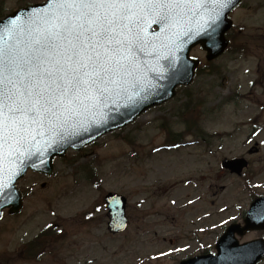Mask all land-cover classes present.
Returning a JSON list of instances; mask_svg holds the SVG:
<instances>
[{
  "label": "rangeland",
  "instance_id": "rangeland-1",
  "mask_svg": "<svg viewBox=\"0 0 264 264\" xmlns=\"http://www.w3.org/2000/svg\"><path fill=\"white\" fill-rule=\"evenodd\" d=\"M42 1L0 0V16ZM233 16L237 28L244 29L237 42L246 46L245 54L231 50L212 66L200 48L194 49L200 72L174 100L106 135L88 149L89 157L57 161L44 188L46 179L34 174L19 184L24 208L19 216L8 215L3 221L0 264H37L17 258L18 251L51 223L62 235L46 242L39 264H178L199 245L212 248L223 232L221 228L200 238L192 236L199 228L235 215L242 222L240 214L249 206L251 194H264V0H245ZM197 129L213 136L208 141L212 155L202 156L207 142ZM177 135L179 139L172 141ZM184 139L196 145L152 153ZM253 148L258 153L248 155ZM235 157L250 160L247 177L254 178L250 185L220 170L218 161ZM91 168L98 172L100 190L90 182ZM189 179L193 185L186 188ZM109 192L120 193L129 202V229L117 236L107 230L103 200ZM207 214L211 219L204 218ZM257 237L251 234L240 241ZM180 247L190 249L170 256L169 250Z\"/></svg>",
  "mask_w": 264,
  "mask_h": 264
},
{
  "label": "snow or ice",
  "instance_id": "snow-or-ice-1",
  "mask_svg": "<svg viewBox=\"0 0 264 264\" xmlns=\"http://www.w3.org/2000/svg\"><path fill=\"white\" fill-rule=\"evenodd\" d=\"M235 2L46 0L25 14L24 25L0 26V207L10 202L12 180L37 167L34 158L91 137L113 111L149 99L154 80L166 78L144 59H159L152 25L170 42L159 46L173 68L172 48L182 51L201 32H214ZM5 158L16 165L7 183Z\"/></svg>",
  "mask_w": 264,
  "mask_h": 264
},
{
  "label": "water",
  "instance_id": "water-1",
  "mask_svg": "<svg viewBox=\"0 0 264 264\" xmlns=\"http://www.w3.org/2000/svg\"><path fill=\"white\" fill-rule=\"evenodd\" d=\"M237 1L235 2V4ZM234 4V5H235ZM226 10L219 26L216 28L214 32H207L202 33L199 36V39L197 40H190L183 48L182 51H176L174 48H172V52L175 54L178 59L176 60L175 66L173 68H169L168 64L169 62L165 59H163L164 56L168 55V50L161 48L160 42L169 44L170 42L168 40L164 39V34L161 33V30L159 28V35L158 36H152L151 39L157 42V48L155 49V52L158 54L159 59L154 58L153 56H145L144 59L147 60L150 64L155 65L158 73H163V75L166 77L164 79L160 80H154L155 83L158 84V88L154 90L152 95L149 97V99L138 106L135 107H120L118 110L113 111L111 115L113 114H122L120 120L118 122H115L113 124H105L102 129L98 132L93 131L91 137H87L89 141H92L99 137L100 135L115 130L119 127H123L130 123L132 120H134L137 116L142 114L145 110L148 108L159 105L164 103L165 101L171 99L174 96V89L178 85H189L194 77L195 68L197 65V62L189 58V53L193 47H195L198 44H201L203 49L208 52V60H213L220 55H222L227 47V42L224 39L225 33L230 29V24L228 22V15L231 12V10ZM30 11V10H28ZM21 12V14L17 15L16 17H20V19H16V17L12 18L11 20H15V27L16 25H24L25 20L24 16L28 12ZM202 23V21H200ZM156 25H152L153 27ZM195 29L196 22H193L191 25H188ZM158 27V26H157ZM204 34H207V37H204ZM175 39V37H173ZM155 76V74H153ZM123 103V101H121ZM80 140L78 138L74 139L72 142H67L66 144L62 145L57 151H49L46 155L40 158H34L35 163L37 164V167L33 168L34 170H38L40 172L44 173H50L51 171V160L53 157L59 155L63 156L65 150L69 147V144H71L73 147L79 149L81 148V145H79ZM36 149L34 148L33 151ZM231 165H237L238 169H232V171H236L240 173L244 167H246V164L236 161ZM15 163L9 164V161L7 158L3 161V179L5 183L8 182V173L9 169L15 170ZM227 167V166H226ZM28 168V167H27ZM27 168L24 169V171L19 175L16 176L12 180V186L14 185L15 181L19 178H22L27 170ZM2 199V198H0ZM124 202L123 199H110L109 201V209L110 214L109 217L111 219L110 224V230L117 233L119 231L124 230L126 227V222L122 217V214L124 212ZM8 206H13L14 209L12 210L13 213H16L20 210L21 202H20V196L12 187V195L10 198V202L7 204H4L2 207H0V211ZM251 216H261L264 215V200L256 202L253 207L252 211L250 213ZM264 218V217H263ZM263 218L261 220H263ZM251 229H262L264 228V224H254L250 223ZM235 230H232L229 235H227L225 238L222 239L220 242V245L217 247L219 255L217 257H207L202 259H197L190 261L185 264H255L257 263L264 254L262 253L260 247L255 243L251 245H247V247H238L237 243H234L233 240H231V237L234 235Z\"/></svg>",
  "mask_w": 264,
  "mask_h": 264
}]
</instances>
